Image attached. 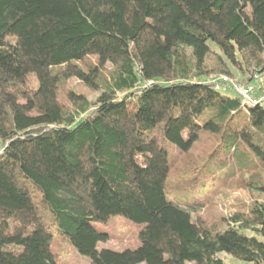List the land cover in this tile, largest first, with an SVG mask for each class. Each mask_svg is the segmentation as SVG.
<instances>
[{
	"label": "trees",
	"instance_id": "trees-1",
	"mask_svg": "<svg viewBox=\"0 0 264 264\" xmlns=\"http://www.w3.org/2000/svg\"><path fill=\"white\" fill-rule=\"evenodd\" d=\"M224 60L264 72V0H0V264H58L56 238L89 264H264V105L203 79ZM115 216L139 246L97 248Z\"/></svg>",
	"mask_w": 264,
	"mask_h": 264
},
{
	"label": "rangeland",
	"instance_id": "rangeland-1",
	"mask_svg": "<svg viewBox=\"0 0 264 264\" xmlns=\"http://www.w3.org/2000/svg\"><path fill=\"white\" fill-rule=\"evenodd\" d=\"M216 58L217 56L212 55L211 58L208 60L206 64L209 68H215L214 70H217L216 67H218L219 65L217 66ZM224 61L226 67L225 69H227L231 78L222 73H211L208 77H205L203 79L208 80L218 75H224L227 76L233 83L245 84L246 82H243L250 77V73L246 70L244 71V67L242 66L241 68H237L230 64L228 61ZM257 84L256 89L258 91V94H256L255 90V96L262 97L264 96V72L258 76ZM70 85H72L75 91H77L78 93L84 94L89 100H93L97 96L96 93L88 90L76 81H72ZM221 92L226 94H233L228 90H221ZM0 148H2L1 141ZM234 198L248 199L249 196L245 191L238 190L236 192L231 193L230 200H226L222 197L214 198L212 205H210L203 212V214H201V217L211 220L223 215L230 214L233 210L232 199ZM96 226L100 230L108 233L109 235V239L107 241L98 244V249L105 248L113 251H122L125 249H134L140 244L138 232L141 229V226L130 222L124 217H110L106 223H97ZM53 248L58 253V264H89L88 258L78 254L76 250L70 245H68L66 242L60 243L57 238L54 240ZM219 257L223 260L225 264L236 263V261L227 254H219Z\"/></svg>",
	"mask_w": 264,
	"mask_h": 264
},
{
	"label": "built area",
	"instance_id": "built-area-1",
	"mask_svg": "<svg viewBox=\"0 0 264 264\" xmlns=\"http://www.w3.org/2000/svg\"><path fill=\"white\" fill-rule=\"evenodd\" d=\"M208 83L214 84L217 87L226 88L236 93L244 103L264 105V96H255L256 84L258 81V75H254L250 82L245 84L233 83L227 76L218 75L211 79L206 80Z\"/></svg>",
	"mask_w": 264,
	"mask_h": 264
},
{
	"label": "crops",
	"instance_id": "crops-1",
	"mask_svg": "<svg viewBox=\"0 0 264 264\" xmlns=\"http://www.w3.org/2000/svg\"><path fill=\"white\" fill-rule=\"evenodd\" d=\"M260 80V79H259ZM258 85V84H257ZM258 87V86H257ZM256 94H258V91H257V89H256Z\"/></svg>",
	"mask_w": 264,
	"mask_h": 264
}]
</instances>
